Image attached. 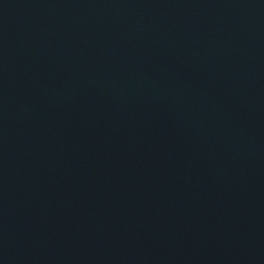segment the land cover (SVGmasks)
Returning a JSON list of instances; mask_svg holds the SVG:
<instances>
[{"label":"water","instance_id":"95a60500","mask_svg":"<svg viewBox=\"0 0 264 264\" xmlns=\"http://www.w3.org/2000/svg\"><path fill=\"white\" fill-rule=\"evenodd\" d=\"M0 264H264V0H0Z\"/></svg>","mask_w":264,"mask_h":264}]
</instances>
